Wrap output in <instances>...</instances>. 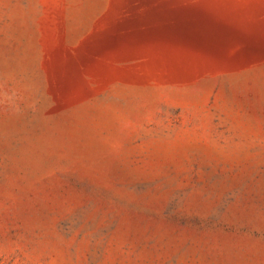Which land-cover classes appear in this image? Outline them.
<instances>
[{
  "label": "rangeland",
  "instance_id": "1",
  "mask_svg": "<svg viewBox=\"0 0 264 264\" xmlns=\"http://www.w3.org/2000/svg\"><path fill=\"white\" fill-rule=\"evenodd\" d=\"M0 264H264V0H0Z\"/></svg>",
  "mask_w": 264,
  "mask_h": 264
}]
</instances>
